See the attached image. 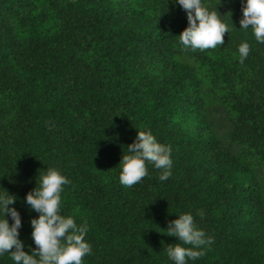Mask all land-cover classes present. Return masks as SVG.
Wrapping results in <instances>:
<instances>
[{"label": "trees", "instance_id": "trees-1", "mask_svg": "<svg viewBox=\"0 0 264 264\" xmlns=\"http://www.w3.org/2000/svg\"><path fill=\"white\" fill-rule=\"evenodd\" d=\"M205 2L230 30L192 51L171 0H0V187L17 197L25 251L38 213L24 198L56 167L62 214L89 228L83 264H172L166 228L181 213L213 240L194 264H264V182L247 160L264 164V43L239 29L242 0ZM209 97L229 114L228 144ZM146 129L171 146L172 176L148 165L125 188L119 163Z\"/></svg>", "mask_w": 264, "mask_h": 264}, {"label": "clouds", "instance_id": "clouds-1", "mask_svg": "<svg viewBox=\"0 0 264 264\" xmlns=\"http://www.w3.org/2000/svg\"><path fill=\"white\" fill-rule=\"evenodd\" d=\"M171 2L173 6L178 4L187 15V27L178 36L179 45L184 50L203 51L224 44V35L229 33L230 28L218 8L212 10L205 0ZM239 24V29L243 31L251 28L255 40L264 43V0H242ZM250 48L246 41L240 44L241 61L248 56ZM126 152L119 163V181L125 188L138 184L148 176V165L159 170L161 182L172 176V148L159 142L151 130L138 131L133 143L126 147ZM38 176L36 187L24 198L28 207L38 213L30 222L35 247L27 246L28 251H25L26 245L20 238V212L13 207L17 197L0 187L4 189L0 191V257L7 253L13 264H83L84 257L92 253L91 244L86 239L88 225L86 222L78 224L72 215H64L61 211L62 193L70 183L69 179L56 167H47ZM166 229L168 236L178 239L166 249L172 264H189V261L194 264L205 256L207 246L213 242L197 226L191 213L179 214Z\"/></svg>", "mask_w": 264, "mask_h": 264}, {"label": "rangeland", "instance_id": "rangeland-1", "mask_svg": "<svg viewBox=\"0 0 264 264\" xmlns=\"http://www.w3.org/2000/svg\"><path fill=\"white\" fill-rule=\"evenodd\" d=\"M185 59L188 60V57L185 56ZM209 113L211 115V119L215 124L217 134L225 143L228 144V132L230 131L231 127L229 123V114L226 111L225 107L222 106L216 98L209 97ZM231 145L235 153L240 152V145L236 143H231ZM247 160L251 162V166L253 167L257 177L262 182H264V164L255 158H248Z\"/></svg>", "mask_w": 264, "mask_h": 264}]
</instances>
